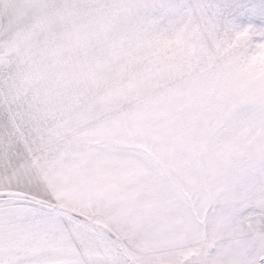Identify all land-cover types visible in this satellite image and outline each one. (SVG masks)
<instances>
[{"label": "snow or ice", "instance_id": "obj_1", "mask_svg": "<svg viewBox=\"0 0 264 264\" xmlns=\"http://www.w3.org/2000/svg\"><path fill=\"white\" fill-rule=\"evenodd\" d=\"M0 264H264V0H0Z\"/></svg>", "mask_w": 264, "mask_h": 264}]
</instances>
